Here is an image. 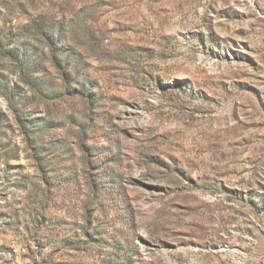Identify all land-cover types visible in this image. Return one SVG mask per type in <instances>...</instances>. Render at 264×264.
I'll return each instance as SVG.
<instances>
[{"label":"rangeland","instance_id":"rangeland-1","mask_svg":"<svg viewBox=\"0 0 264 264\" xmlns=\"http://www.w3.org/2000/svg\"><path fill=\"white\" fill-rule=\"evenodd\" d=\"M0 264H264V0H0Z\"/></svg>","mask_w":264,"mask_h":264}]
</instances>
